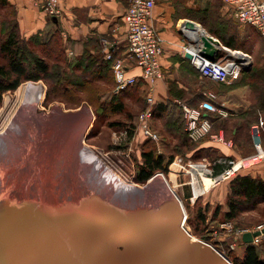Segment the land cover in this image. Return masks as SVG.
Instances as JSON below:
<instances>
[{"label":"water","instance_id":"water-1","mask_svg":"<svg viewBox=\"0 0 264 264\" xmlns=\"http://www.w3.org/2000/svg\"><path fill=\"white\" fill-rule=\"evenodd\" d=\"M195 24L185 22L193 29ZM202 41L201 53L215 59L220 39L209 34ZM148 184L124 204L89 185L74 191L75 184L63 197L51 194V185L40 192L28 181L6 184L0 193V264H228L230 258L212 244L192 241L182 199ZM258 233L248 231L243 240L251 243Z\"/></svg>","mask_w":264,"mask_h":264},{"label":"crops","instance_id":"crops-1","mask_svg":"<svg viewBox=\"0 0 264 264\" xmlns=\"http://www.w3.org/2000/svg\"><path fill=\"white\" fill-rule=\"evenodd\" d=\"M4 1H7L14 10L22 37L29 39L38 35L44 38L60 30L62 42L70 58H81L87 50L95 54L96 48L93 45H95L94 42L98 38L101 54L106 60L111 62L110 70H114L113 64L115 60L123 58L127 54V29L124 13L131 0H67L64 3L65 16L60 20H56L40 10L36 5V0ZM207 1L156 0L153 23L164 39V51L160 60L164 76L156 83L154 94L156 100L155 108L159 104H165L173 99L169 86L173 82L178 86L179 90L176 91L182 92V95L186 98L185 92L189 90L191 83L183 79V74L191 75L194 66L189 58L183 55V45L192 42L196 44L198 39L195 35L182 31L180 24L185 18H190L204 26L205 16L203 13L209 9ZM225 6L230 10V13L225 12L223 14L228 16L226 19L234 17L230 6L227 4ZM253 30L264 42L259 32L256 29ZM102 38H107L112 43V59L105 57L103 45L101 44ZM253 67L252 65L250 69L244 70L240 79L231 83H224L223 91H215L218 99L224 101L232 114L227 117L218 116L219 118H226L222 127L216 126L217 120H213V128L214 126L216 128L194 150L197 152L207 150L210 155L208 160L210 161H217L221 158L249 156L257 151L250 124L256 118V114L259 113V118L264 116V81H262L264 78V67L258 66L260 69L257 75L251 73ZM129 73L141 74L140 68L136 66L134 61L130 62ZM257 80L262 82L258 83ZM204 91L201 90L198 94L204 93ZM166 124L165 130L171 132L177 130V127L171 124L170 121H167ZM262 145L264 147V140ZM175 171L178 172L177 170ZM243 172L250 173L255 177H261L264 180V159ZM229 190L230 184L225 182L220 186L211 188L199 197V199L204 200L202 201L204 207L206 204L209 205L208 210L204 208L203 212L208 216L210 215L209 219L213 223L218 221V218H221L222 214L228 210L226 197ZM218 204L222 205V213L215 217L214 212ZM224 221H230L234 224L231 220ZM250 224L252 225L253 222H250ZM248 227H253V225ZM236 228L238 227L233 225V229L235 230ZM227 233L230 235V232L227 231ZM239 242H241V239Z\"/></svg>","mask_w":264,"mask_h":264},{"label":"rangeland","instance_id":"rangeland-1","mask_svg":"<svg viewBox=\"0 0 264 264\" xmlns=\"http://www.w3.org/2000/svg\"><path fill=\"white\" fill-rule=\"evenodd\" d=\"M207 2L209 4V9L204 13L202 12L205 16V24L203 27L207 30L208 27H212L213 29L220 31L222 34L227 36L235 33L237 42L243 43L245 49L250 51L249 53L252 56L253 63L257 62L259 65H264V42L253 30L254 28L250 25L241 23L234 17L226 19L228 16H224L223 14H225V12L230 13V10L225 6L223 0H208ZM8 12L9 11L7 8L0 6V30L2 28L3 20L9 16ZM51 17L55 18L56 20L63 18H57L54 16ZM104 40L109 41L107 38L101 39L103 50ZM112 71V73L105 75V80H103V82H99L101 83L99 85V88H101L99 91L100 95L96 93V84L93 83L87 85L84 90L79 87L76 88V91L74 92L67 91L66 95L63 93L59 94L54 92L50 97H47L48 85L44 80H25L16 89L8 90L3 93L2 99L0 100V120L3 118L8 104L14 97V94L21 86L24 84L36 85L40 87L41 94L39 96V100L37 101V106L35 107V114L37 113L39 115H47L51 114L55 109L59 110L61 114L64 115L84 111L82 116H85V113H87L88 116H86V119L82 118V121H85L86 123L83 122L85 125L82 132L80 133V147L82 146V148H86L93 146L96 151H103V158H105L104 161L109 165L111 164L110 166L112 169L118 170L119 172H117L120 173L126 181H133L138 185L137 187L139 188L137 189H141V186L148 184V182L153 180L156 175L155 172L151 178L144 183L138 182L134 178L135 173L137 174L139 164L143 161L142 151L144 147V141L150 139L144 136L137 129V126L140 122L139 114L147 108L146 98L148 93V85L146 87L145 81L142 80V82H140L142 84L139 83V85H136V87L133 86L128 94L118 96V100L116 99V101H123V110L120 112H114L110 110L108 106L115 95L113 89L116 84V80L115 72L114 70ZM183 79L191 83L189 90H186L185 92L186 98H189L188 102H192L187 104H192L191 106H193V104L196 102V104H198V101H196V94H198V92L201 90L213 92L223 91L221 84L203 80L195 76L193 73L191 75L183 74ZM143 84H145V86H143ZM169 86L173 92L179 90L175 82L171 83ZM104 88L110 89L102 90ZM69 96L71 97L70 99ZM83 98H89L92 101L98 102L94 104H88L86 100L82 101ZM166 111H163V113L160 114L155 113L151 118V127L159 134L160 138L158 141L153 140L152 144L155 146L157 152L164 154L166 159L173 155V161L169 164L168 171H164V173L170 184L176 188L177 194L180 196L185 208L187 209V219L189 217L191 223L186 220V225L192 232V236L196 239V241L200 239L213 243L216 248L225 253V255H227L233 262L234 258L241 257L243 255L244 244H241L239 239L236 241L238 248L236 250L229 251L228 241L230 240L224 239V234L220 235L221 232L223 233V231H221L222 227L220 226V224L224 221L223 216L218 218V221L214 223L209 219L210 215H206L204 221L201 219L198 213L199 209L203 206L202 201L204 200L199 199L200 196L196 198L194 202L190 200L189 197L192 193L190 184L188 183L190 176H188L186 173H183L186 164H188L189 161L203 158L210 159L209 152L204 150L200 152L198 151V153L197 151L191 152L190 150H186L187 148L189 149V145L194 144V142L189 139V143L186 145H181V143H183L181 142L183 132L182 130H173L174 132L165 130V127H167V121H170L171 124H174L173 121L176 119L178 126V120H181V117L178 115V111L180 110L176 111L174 108L171 116ZM181 113L184 115L183 109ZM215 125L219 127L221 124L220 122H216ZM216 126H214L213 129H215ZM207 137H205V139ZM175 170L180 172L177 173ZM177 174L178 178L176 179ZM196 189L199 191V185L196 186ZM263 211L264 204L260 205V208L258 209L245 211L242 213L238 221H241L242 223L245 222L247 225L244 223L245 225H241V227L254 226L258 223L264 222ZM250 222H253V224H249ZM215 230L219 231V236L216 235ZM208 233L211 236L210 238L206 239L204 236ZM220 236L221 239L219 238Z\"/></svg>","mask_w":264,"mask_h":264},{"label":"built area","instance_id":"built-area-1","mask_svg":"<svg viewBox=\"0 0 264 264\" xmlns=\"http://www.w3.org/2000/svg\"><path fill=\"white\" fill-rule=\"evenodd\" d=\"M67 0H36V5L43 12L61 18L65 16L64 3ZM225 4L230 6L233 16L241 23L252 26L256 29L264 39V0H223ZM156 0H131L127 10L124 13V21L127 29V54L115 60L113 69L115 72L116 84L114 93H119L134 85L142 78L148 85L147 108L139 114L140 122L137 126L144 136L152 140L158 141L159 134L151 127V118L154 116L155 87L159 79L163 78L164 72L161 66V55L164 51V39L156 29L153 19L155 13ZM187 19L182 20L180 27L182 31H187L197 37L196 44L188 43L183 45V55L191 54L189 58L192 65L200 72L204 78L210 79L217 83H231L241 78L242 73L252 62V56L249 52L240 49H231L221 40V44L216 45L220 51L216 54L215 59L205 57L201 51L203 47L202 36L209 35L204 27L202 35L196 34L195 28L185 25ZM213 35V34H211ZM215 36V35H213ZM217 37V36H215ZM218 38V37H217ZM112 43L104 40V52L107 59L113 58L111 49ZM235 51H240L236 54ZM134 61L136 66L140 68L141 74H130V62ZM203 100L198 106H191L187 103L182 104L185 131L191 141L197 142L210 134L213 129V119L209 117L208 112H214L219 117H227L232 114L224 101L219 100L213 91H204ZM264 129V118L252 124L251 130L255 141L257 151L249 156L239 158H221L217 161H210L206 158L199 160H191L186 164L183 173L188 174L189 184L192 190L190 200L194 202L201 194L208 192L211 188H215L228 182L235 177L241 170H248L264 159V147L262 145V131ZM226 163L221 171H216V163ZM178 171L177 173H179ZM171 173V172H170ZM155 174L166 176L164 171H157ZM178 178V174L176 179ZM205 178L210 179L209 188L205 186ZM199 185V191L196 186ZM187 220V216H186ZM220 226V235L224 234V239H229V248L236 250L238 248L237 239H242L243 234L250 231L252 233L259 232L253 236L251 243L260 245L264 243V222L258 223L253 227H241L233 229L230 221H223ZM230 232V235L227 233ZM217 236L219 231L215 230ZM218 238V237H217ZM221 239V236L219 237ZM213 244V243H212Z\"/></svg>","mask_w":264,"mask_h":264},{"label":"trees","instance_id":"trees-1","mask_svg":"<svg viewBox=\"0 0 264 264\" xmlns=\"http://www.w3.org/2000/svg\"><path fill=\"white\" fill-rule=\"evenodd\" d=\"M0 6L7 8L10 12H8L9 16L3 20L2 28L0 30V100L2 99L4 92L16 89L25 80H44L48 85L47 97H50L54 92L66 95L67 91L74 92L76 91V88L79 87L84 90L87 85L93 83L96 84V93L99 94V91L101 90V88H99L101 83L99 82L105 80L106 74L113 72L110 70V60H106L100 52L101 46L99 45V38L95 40V45H93L96 48L95 54L87 50L81 58H70L67 54L65 45L62 42L60 30L53 32L50 36L44 38L37 35L26 39L22 37L19 31L14 10L9 6L8 2L0 0ZM208 30L217 35L225 45L233 49L241 48L250 52L245 49L243 43L237 42L235 33L227 36L212 27H208ZM253 66L251 72L253 75L258 74L257 72H259L260 69L258 66L264 67V65H259L257 62H254ZM192 71V73L198 78L217 83L202 77L195 67ZM142 80L143 79L140 78L134 85L128 87L122 92L115 93L110 104H108L110 110L114 112L122 111L123 101H116V99L118 96L128 94L130 89L133 88V86L136 87V85H139ZM262 81H264V78ZM262 81H258V83ZM218 84H221V87L223 88L224 83ZM108 89L110 88H104L102 90ZM170 92L171 95H173V99L165 104H159L156 108L154 107V114H160L167 110L166 112L171 116L174 108L176 111L180 110L178 111V115L181 117V120L179 121L177 119L179 125L177 126L176 119H174L173 123L177 129L183 131L181 141L183 143H181V145H186L189 143V137L184 128V115L181 113L183 109L182 104L186 101V103L192 102H188L189 100L186 99L180 91L173 92L170 88ZM196 95V101H198V104H196V102L193 106H198L203 99V93ZM70 98L71 97L69 96V99ZM83 100H86L88 104L98 102L92 101L89 98H83L82 101ZM253 111L255 110L253 109ZM208 115L213 120H217L216 122H220V127H222L226 121V118H219L214 112H208ZM258 120L259 113L256 114V118L252 122L250 121V126ZM204 140L205 138L194 142V144H190L189 149L187 148L186 150L193 152ZM263 140L264 129L262 131V141ZM152 141L153 140L151 139L144 141L142 151L143 161L139 164L137 174L135 173L134 176L135 180L138 182H146L157 171L167 172L169 164L173 161V155L166 159L163 153L157 152ZM215 167L216 171L219 172L226 167V163L217 162ZM243 171L244 170H241L235 177L228 181L230 184V190L226 197L228 210L222 214L224 220L233 221L235 224L234 226L238 228L241 227V225L244 226L246 224L245 222L244 224L241 221H238L242 213L258 209L260 208V205L264 204V180L261 177H255L250 173H245ZM204 208L208 210L209 205L206 204L205 207L202 206L199 209L198 215L203 221L207 215L203 212ZM219 213H222V205L220 204L216 206L214 212L215 217L219 215ZM187 221L191 223L189 217ZM210 236L211 235L208 233L204 237L208 239ZM241 244H244L245 247L243 255L234 258L233 264H264V243L255 245L253 243L244 242V240L241 239ZM228 249L229 251H232L230 248Z\"/></svg>","mask_w":264,"mask_h":264},{"label":"bare ground","instance_id":"bare-ground-1","mask_svg":"<svg viewBox=\"0 0 264 264\" xmlns=\"http://www.w3.org/2000/svg\"><path fill=\"white\" fill-rule=\"evenodd\" d=\"M195 32L202 35L203 26L196 24ZM238 52L235 51L241 54ZM40 94V87L24 84L7 103L0 120V193L6 184L16 181H28L40 192L50 189L51 185V194L55 192L63 197L70 194L68 190L75 184L74 191L78 186L89 185L109 200L123 204L143 193V187L137 189V184L126 181L118 170L104 161L103 151L98 152L93 146L80 147V133L86 123L82 118L86 119L87 113L85 116H82L84 111L64 115L55 109L51 114H35ZM204 182L209 188L210 179L205 178ZM158 185L167 187L181 200L166 176L156 174L148 184ZM183 207L185 210L184 203ZM186 230L192 241H196L192 232ZM212 247L227 258L214 244ZM227 261L231 264L230 259Z\"/></svg>","mask_w":264,"mask_h":264}]
</instances>
